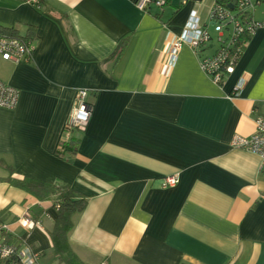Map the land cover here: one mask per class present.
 Segmentation results:
<instances>
[{"label": "crops", "instance_id": "0c3cea01", "mask_svg": "<svg viewBox=\"0 0 264 264\" xmlns=\"http://www.w3.org/2000/svg\"><path fill=\"white\" fill-rule=\"evenodd\" d=\"M136 1L42 0L39 10L0 0V33L34 44L29 63L1 61L0 80L19 99L0 108V179L10 168L13 178L60 180L89 197L69 234L84 264H264V169L230 146L264 116V29L217 85L187 45L171 58L192 11L212 38L204 54L217 49L207 4L168 0L145 13ZM81 90L90 119L75 155L59 159ZM3 211L8 242L29 246L37 264H59L51 202L0 182ZM25 218L40 225L28 232Z\"/></svg>", "mask_w": 264, "mask_h": 264}, {"label": "built area", "instance_id": "2783aa9c", "mask_svg": "<svg viewBox=\"0 0 264 264\" xmlns=\"http://www.w3.org/2000/svg\"><path fill=\"white\" fill-rule=\"evenodd\" d=\"M35 7L37 0H28ZM264 3V0H255L254 6ZM136 8L142 12H148L150 7L155 6L162 9L166 5V0H137ZM238 13L246 14L243 19L237 17L232 10L212 5L208 12L207 21L212 25L216 34L215 40L218 43L217 49L211 55H205L204 52L208 44L212 41L210 33L207 31V25L202 26L199 17L195 11L189 15V20L184 26L180 37L173 44L171 58L174 59L183 45H187L196 55L199 66L203 73L210 80L219 85L222 82L223 73H231L234 67L231 55V47L236 40L246 34L253 36L257 30L264 29V20H254V7L251 0H240L238 3ZM207 24V23H206ZM34 51L33 39L31 37H12L0 33V61L11 63H29ZM240 85L236 86L233 94L240 91ZM88 93L84 90L78 91L76 95L74 112L69 121L65 124V129H76L84 131L92 112V107L87 103ZM19 92L0 80V108L13 110L17 106ZM255 129L250 137L234 135L230 141V146L234 149L248 151L257 155L261 160V168L264 169V116L256 118ZM70 137L66 131L62 138L68 140ZM177 183L176 177L165 179L163 188L174 187ZM22 226H25L28 232L39 226L38 222L29 219H22ZM11 231L6 224L0 225V261L16 260L20 264H37L38 255L33 250L22 243L21 246L8 242Z\"/></svg>", "mask_w": 264, "mask_h": 264}, {"label": "trees", "instance_id": "16d2710c", "mask_svg": "<svg viewBox=\"0 0 264 264\" xmlns=\"http://www.w3.org/2000/svg\"><path fill=\"white\" fill-rule=\"evenodd\" d=\"M240 0H213V5H220L226 9L228 6H233V12L236 13L237 17H242L243 19L247 16L242 15L243 13H238V3ZM37 9H41L42 0H37ZM168 0H166V4ZM230 10V9H229ZM9 36L16 37L13 30L4 32ZM212 39V38H211ZM251 39L249 35H242L236 40L234 46L231 47V55L233 58V64L235 65L239 58L241 57L246 44ZM122 50V45L119 47ZM227 73L221 75L222 82ZM221 82V83H222ZM220 83V84H221ZM219 84V85H220ZM65 126V125H64ZM68 132L70 137L68 140L62 138L65 132ZM74 128L65 129L63 127L61 138L57 143V147L54 151V155L59 159H68L76 153V133H79ZM9 176L5 179H0V182H6L10 186L20 189L26 192L30 197L34 198L37 202H51L53 209L57 214V220L50 231L49 235L52 242L53 251L55 254L56 261L59 264H84L73 252L72 247L69 243V234L72 232L75 223L73 221V216L83 212L87 206L89 197L73 190L71 186L63 181L56 180L53 182L39 181L31 178L17 179L13 178V170L8 168ZM6 211L0 213V225L4 222V217ZM38 215V214H37ZM40 224V223H39ZM21 246L20 244L17 245ZM6 264H20L16 260L6 261Z\"/></svg>", "mask_w": 264, "mask_h": 264}, {"label": "rangeland", "instance_id": "374dc122", "mask_svg": "<svg viewBox=\"0 0 264 264\" xmlns=\"http://www.w3.org/2000/svg\"><path fill=\"white\" fill-rule=\"evenodd\" d=\"M251 1L253 3V7H254V20L258 21V20L264 18V3L254 6L255 0H251ZM199 4H202V5L207 4V10H208L207 12H209L213 2H212V0H202L201 2H199ZM214 43L216 45H218L216 40L214 41ZM2 67H3V65H2V62L0 61V72H2V69H3Z\"/></svg>", "mask_w": 264, "mask_h": 264}, {"label": "water", "instance_id": "95a60500", "mask_svg": "<svg viewBox=\"0 0 264 264\" xmlns=\"http://www.w3.org/2000/svg\"><path fill=\"white\" fill-rule=\"evenodd\" d=\"M201 1H202V0H193V2H201ZM228 8H229L230 10H233V9H234L232 5H229Z\"/></svg>", "mask_w": 264, "mask_h": 264}]
</instances>
